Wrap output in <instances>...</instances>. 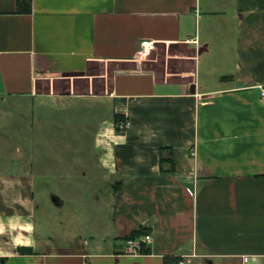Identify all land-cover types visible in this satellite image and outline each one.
<instances>
[{
  "label": "crops",
  "instance_id": "1",
  "mask_svg": "<svg viewBox=\"0 0 264 264\" xmlns=\"http://www.w3.org/2000/svg\"><path fill=\"white\" fill-rule=\"evenodd\" d=\"M31 3L21 13L18 0H0V98L37 99L39 81L93 62L131 66L103 76L100 92L88 81L80 93L74 83L51 96L64 112L79 103L99 120L94 155L76 158L97 193L80 229L106 233L52 249L36 234V175L0 176V264H164L167 256L264 264V0ZM142 40L185 46L191 54L174 58L192 69L159 78L136 60ZM116 116L128 130L117 131ZM142 226L151 230L149 255L124 241Z\"/></svg>",
  "mask_w": 264,
  "mask_h": 264
},
{
  "label": "rangeland",
  "instance_id": "2",
  "mask_svg": "<svg viewBox=\"0 0 264 264\" xmlns=\"http://www.w3.org/2000/svg\"><path fill=\"white\" fill-rule=\"evenodd\" d=\"M189 54L191 52L185 46H160L143 64L162 78L166 72H189L192 69L190 60L174 58ZM130 64L93 62L84 72L58 74L39 81L37 99L0 98V176L20 178L31 173L36 175V234L39 238L46 236L52 243V249L63 248L71 237L78 243L81 237L89 241L92 233L100 238L106 232H95L90 226L82 232L80 229V218L84 223L92 220L90 214L97 193L87 184L92 178L90 170L76 158L78 154L94 155L90 150L91 139L99 120L95 112L80 108L82 104L79 103L78 107L68 105L69 111L64 112L62 103L52 102L51 96L66 93L74 83L80 93L88 81H95L96 92H100L102 85L106 84L103 76L108 80L116 70L130 67ZM100 114L103 117V113ZM111 114L107 112L105 116ZM81 146L86 151L79 153ZM86 173L87 176L83 175ZM76 179L83 184L81 191L72 193L69 190L75 186ZM64 185H67L65 194L61 192ZM60 197L67 198L63 205L55 202ZM101 216L108 227L111 217L108 216L107 205ZM99 224L102 225L101 222Z\"/></svg>",
  "mask_w": 264,
  "mask_h": 264
},
{
  "label": "trees",
  "instance_id": "3",
  "mask_svg": "<svg viewBox=\"0 0 264 264\" xmlns=\"http://www.w3.org/2000/svg\"><path fill=\"white\" fill-rule=\"evenodd\" d=\"M32 10V3L31 0H18V12L21 13H30ZM130 69H134V68H130ZM121 121L120 116H116L115 117V123H116V129L117 131H120V126H119V122ZM169 162H171L173 165V160H169ZM151 230L142 226L137 230H134L132 233H130L125 239L124 241L127 243L130 240L133 241H139L141 243V254L142 255H149L151 253L150 250V246L147 243L143 242V237L146 235H150ZM20 252L23 253H29V254H33V250L32 249H23L20 248L19 249ZM180 260H182L181 257H174V256H167L164 258V264H179Z\"/></svg>",
  "mask_w": 264,
  "mask_h": 264
},
{
  "label": "built area",
  "instance_id": "4",
  "mask_svg": "<svg viewBox=\"0 0 264 264\" xmlns=\"http://www.w3.org/2000/svg\"><path fill=\"white\" fill-rule=\"evenodd\" d=\"M157 42L152 41V40H142L139 45V50L137 53L136 60L138 62H144L147 60L148 56L151 55L152 52L156 51L158 49ZM262 96L264 97V87L261 90ZM130 126V122L128 120L123 121L121 124L120 128L122 130H128ZM194 155V153H193ZM143 242L150 244L152 241L151 235H146L143 237ZM128 249L134 251L135 253L141 254L142 248H141V243L137 241L130 240L127 242ZM182 260H180L179 264H187L186 263V258L181 257ZM252 258L250 256H243V264H252Z\"/></svg>",
  "mask_w": 264,
  "mask_h": 264
},
{
  "label": "water",
  "instance_id": "5",
  "mask_svg": "<svg viewBox=\"0 0 264 264\" xmlns=\"http://www.w3.org/2000/svg\"><path fill=\"white\" fill-rule=\"evenodd\" d=\"M195 91V90H194Z\"/></svg>",
  "mask_w": 264,
  "mask_h": 264
}]
</instances>
